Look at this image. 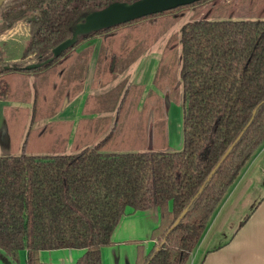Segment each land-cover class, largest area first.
<instances>
[{"label": "trees", "instance_id": "trees-1", "mask_svg": "<svg viewBox=\"0 0 264 264\" xmlns=\"http://www.w3.org/2000/svg\"><path fill=\"white\" fill-rule=\"evenodd\" d=\"M135 1L2 0L0 34L25 19L29 39L24 57L34 54L44 66L72 56L84 64L83 71L93 52L74 48L100 35L95 64L100 85L155 42L152 21L142 16L80 32L74 44L49 59L52 50L72 37L92 12ZM223 1L211 0L208 11L184 22L165 46L163 55L181 46L178 76L160 62L154 77L167 95L181 87L179 150L153 148L156 141L151 140L140 150L108 152L101 150L102 139L76 153L0 154V249L14 262L25 249L26 264H102L101 247L113 244L112 233L126 209L158 207L160 223L152 230L157 242L147 253L137 244L133 264H189L215 213L264 148V0ZM216 11L218 17L212 15ZM141 93L131 87L120 111L124 105L136 108ZM155 94L141 100L139 115L143 130L163 117L167 145L168 100ZM121 129L122 123L117 124L109 135ZM65 247L83 249L82 255L65 263L40 258V250Z\"/></svg>", "mask_w": 264, "mask_h": 264}, {"label": "crops", "instance_id": "crops-1", "mask_svg": "<svg viewBox=\"0 0 264 264\" xmlns=\"http://www.w3.org/2000/svg\"><path fill=\"white\" fill-rule=\"evenodd\" d=\"M22 20L9 28L17 30ZM181 26L171 32V37L176 32L179 33ZM27 34L29 35V30ZM163 41L167 42L164 38ZM100 44V35L76 44V52H93L83 78L84 71L81 68L84 64L73 60L72 56L44 66L38 60L21 66L14 63L29 55L2 56L0 51V63L4 65L1 67L4 69L0 71V145L3 147L0 154H12L14 142L16 152L25 150L38 154L76 153L86 146L96 145L102 139L101 150L108 152L129 151L143 145L146 147L151 140L156 141L152 134L151 140L149 139V128L143 130L142 117L139 115L141 100L150 92L168 100L165 110L166 148L177 150L175 145L172 146V139L175 141V138L171 139L170 133L171 106L178 97L182 101L181 87L179 94L174 88L167 95L162 87L154 83V77L160 62L167 63L171 72L178 76L181 46L177 47V70L170 63L172 56L163 55L167 44L159 49L152 44L124 71L99 85L102 78L97 77L95 64ZM25 45L26 43L23 46ZM131 87L137 94L142 92L140 102L136 108L124 105L120 111L121 99ZM158 117L163 119L162 116ZM23 123L24 129L18 134L16 131ZM121 123L122 129L110 136L113 127ZM132 127L134 130H129ZM27 142L29 144L26 147ZM262 153L264 148L253 158L230 190L192 254L189 264H264V184L263 188H259V194H252L256 190V183L249 176L251 168L257 165ZM261 171L264 172V166ZM159 216L158 207L142 211H134L128 207L112 233L113 244L101 247L102 264H107L112 255L116 264H120L127 254L136 257L139 251L136 242H141L139 238L142 237L145 239L141 246L147 253L157 242L152 237V230L160 223ZM1 251L0 258L4 263L12 264L14 261L11 257ZM82 251L83 249L65 247L48 248L39 253L42 261L65 263L76 260ZM18 254L20 264H26V250L20 249Z\"/></svg>", "mask_w": 264, "mask_h": 264}, {"label": "rangeland", "instance_id": "rangeland-1", "mask_svg": "<svg viewBox=\"0 0 264 264\" xmlns=\"http://www.w3.org/2000/svg\"><path fill=\"white\" fill-rule=\"evenodd\" d=\"M228 0H224L223 3L227 2ZM211 4V0L208 1H204L202 3H197V4H193L192 6H186L184 8H181L179 10H173L170 12H166L165 14H159V15H149V16H145V19L150 23L151 21V26L155 27L154 29L157 31V39L155 41V43L153 44V46L157 49H159L160 47H164L165 44H167L171 37V32L176 31L179 29V26L182 25L184 22L188 21V20H192V18L196 17L197 15H203L205 14L208 9L209 6ZM212 15H214V17H218L217 15V11L215 13H213ZM29 30V23L28 21H26L25 19L22 20V22L20 21L18 29L16 30H11V28H9L8 30H4L2 32V34H0V38H4L2 40V38L0 39V51L2 56L5 55H18V56H22L23 54H21L22 52V48L24 47L23 45L26 43L29 39V35L27 34V31ZM178 34V32H176ZM28 35V36H27ZM13 37H16L17 39H13ZM167 41L164 42L163 38ZM26 46V45H25ZM2 48L4 49V51H2ZM25 48V47H24ZM23 48V49H24ZM161 48V49H162ZM178 48H176V50H173L171 52L168 53V55L170 54L172 56V63L173 66L175 67V69L177 70V68L179 67V58H178ZM6 50H7V54H6ZM5 53V54H4ZM4 54V55H3ZM23 57V56H22ZM30 58V59H27ZM26 59L23 58L21 60L18 61V63H14V65H26V64H31L33 62H36L38 60V58L34 55V54H29V57H27ZM13 65V64H11ZM4 66L3 63H0V67ZM9 66V65H8ZM180 93V91H178V94ZM182 96V95H181ZM182 99V98H180ZM183 100V99H182ZM172 121L170 123V133H171V139L172 137L175 138V141H173L172 139V146L175 145V147H177V150H179V148H181L182 146V141H183V136H182V122H183V105H182V101L180 102L179 97L177 100L173 101L172 103ZM23 126L24 123L18 127L17 129V133L19 134L20 131H23ZM150 127L152 129H150ZM149 139L151 140L150 136L152 134V137L156 139V144H153V148L156 149H165L166 148V143L164 141V125H163V121L161 122L160 119H158V123H151V125L149 126ZM154 131V132H153ZM16 143L14 142V144L12 145V148H14L13 153H18L16 152ZM29 142H27L26 147L28 146ZM1 146V145H0ZM143 146H141V148H143ZM264 147V145H263ZM0 149H3V147L1 146ZM263 149V148H262ZM262 151V150H261ZM260 151V152H261ZM257 155H259V153ZM253 161V160H252ZM257 165L253 168H251L250 172H249V176H251V179H253L256 183V190L252 192V194H259L260 193V187L263 188V184H264V172H262L261 170L263 169L264 166V153H262L258 159V162L256 163ZM250 165V164H249ZM249 165L247 166V168L249 167ZM260 166V169H259ZM246 168V169H247ZM245 169V170H246ZM141 242H136V244L139 243H143L145 238H139ZM142 245V244H141ZM138 249V248H137ZM2 249H0L1 251ZM3 252V250L1 251ZM194 253V252H193ZM127 254V252H126ZM82 255V254H81ZM192 256L190 257L189 260H191ZM1 259V258H0ZM135 260V257L133 255H126L125 258L120 262V264H133ZM5 261H3L2 259L0 260V264H5ZM12 264H20V262H12ZM107 264H116V261L113 258V255L111 256V258L109 259V262Z\"/></svg>", "mask_w": 264, "mask_h": 264}, {"label": "water", "instance_id": "water-1", "mask_svg": "<svg viewBox=\"0 0 264 264\" xmlns=\"http://www.w3.org/2000/svg\"><path fill=\"white\" fill-rule=\"evenodd\" d=\"M1 1L2 0H0V2ZM192 1L195 0H137L132 3L114 2L102 10L92 12V14L86 18L85 22L79 23L75 34L55 46L52 50L54 54L49 59L59 55L62 50L74 44L77 38L76 35L80 32H87L95 28L142 18L144 15L175 8V6L178 5L192 3Z\"/></svg>", "mask_w": 264, "mask_h": 264}]
</instances>
